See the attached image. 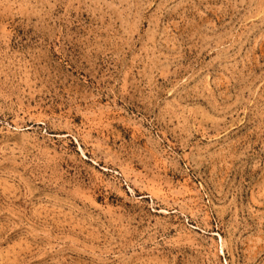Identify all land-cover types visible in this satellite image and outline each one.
Returning <instances> with one entry per match:
<instances>
[{
    "label": "rangeland",
    "instance_id": "1",
    "mask_svg": "<svg viewBox=\"0 0 264 264\" xmlns=\"http://www.w3.org/2000/svg\"><path fill=\"white\" fill-rule=\"evenodd\" d=\"M0 264H264V0H0Z\"/></svg>",
    "mask_w": 264,
    "mask_h": 264
}]
</instances>
